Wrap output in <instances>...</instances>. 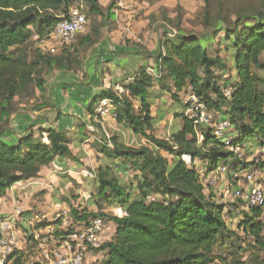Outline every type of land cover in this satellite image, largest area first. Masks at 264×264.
I'll list each match as a JSON object with an SVG mask.
<instances>
[{"label":"trees","instance_id":"16d2710c","mask_svg":"<svg viewBox=\"0 0 264 264\" xmlns=\"http://www.w3.org/2000/svg\"><path fill=\"white\" fill-rule=\"evenodd\" d=\"M74 2L0 0V198L18 182L37 177L42 168L52 165L57 158L74 159L66 135L53 129L30 130L13 143L4 140L16 112L17 99L26 98L22 102L29 106L32 87L45 93L43 69L73 70L69 56L72 48L59 55L39 50L31 61L28 49L35 36L38 43L49 38L62 13H67ZM210 2L205 0L206 9ZM85 3L90 16L105 19L98 0ZM107 12L106 19L112 20L115 17L112 7ZM237 19L230 27L225 17L211 19L207 11L206 27L223 23L210 40L179 30L175 36H168L154 55L157 76L150 75L148 67H142L129 83L121 84L119 94L110 90L101 95L100 99L114 101L118 123L127 124L135 135L152 144L128 147L113 137V149L104 141L96 147L108 165L98 170L95 187L107 204L119 208L111 220L116 232L102 248L108 253L105 264H213L218 260L214 253L216 245L230 238L224 209L212 195H207L196 161L206 162L208 173L220 163L228 169L227 175L238 172L240 167L247 168V163L236 159L224 142L213 135L211 127L203 125L195 129L185 113L177 115L183 118L182 130L175 131L169 139L157 138L154 131L159 120L152 116L151 109L160 95L151 91L158 87L161 94H170L174 102L180 101L181 94L192 93L203 100L208 110L229 118L239 141L248 144L249 151H252L249 142L264 147V78L256 73V69L264 71V10ZM93 30L99 37V31ZM219 32L233 41L235 51L238 81L227 87L232 89L230 99L217 83L219 71H224L227 65L210 53ZM95 45L87 36L79 48L91 50ZM142 54L152 58L149 52ZM135 100L140 103L138 109ZM131 173L132 180L125 182ZM151 196L156 200L149 203ZM71 214L75 224L97 218L88 209L81 212L71 209ZM55 225L60 226L61 221ZM239 229L264 250V206L245 215ZM10 264L39 263L31 262L28 253L17 251ZM256 264H264V260Z\"/></svg>","mask_w":264,"mask_h":264},{"label":"crops","instance_id":"0c3cea01","mask_svg":"<svg viewBox=\"0 0 264 264\" xmlns=\"http://www.w3.org/2000/svg\"><path fill=\"white\" fill-rule=\"evenodd\" d=\"M122 29L121 25L114 26L111 32L90 50L83 71L77 73L73 70L55 71L53 75L46 77L45 93L38 91L29 99V106L23 102L16 104V112L12 115L4 136L5 141L16 142L25 137L30 130L53 129L66 135L74 159L57 158L52 165L42 168L37 177L15 184L4 197L0 198V223L3 218L14 214L17 207H21L25 214L19 222V229L28 237L33 239L35 231L45 233L49 229H55L61 236L65 227L55 225L53 221L57 211L61 209L65 212L66 219H61V222L64 221L66 225L70 220L68 212L71 205H80L77 203L80 199L70 198L72 190L70 179L78 181V184L82 179L90 182L96 179L101 167L108 165V161L98 153L97 145L104 141L113 149L114 136L128 147L152 146L146 138L135 135L127 124L118 123L111 118L101 120L96 115V107L93 109V103L99 101L105 92L114 91L115 85L129 83L142 67L155 66V53L150 54L152 58H145L137 47L127 45L122 38L125 34L121 32ZM151 93L160 95L151 109L152 116L159 120L156 130L165 127L167 129L165 138L160 139H169L176 129H183L184 121L178 123L180 120L176 117L170 118L165 113L168 107L175 104L170 94H161L158 87H154ZM133 102L138 109L139 101ZM181 113H184L183 109L179 114ZM108 130L112 131V135ZM106 135L111 137L110 141L106 139ZM199 140L203 141L201 135ZM255 151L257 150L252 149L249 154ZM203 173L209 175L207 165ZM228 180L223 177L221 185L227 184ZM78 189L75 190L77 195ZM223 190L220 187L206 190V193H214L216 197L212 196L216 202L221 198ZM65 193L70 194V197L65 198L63 196ZM92 203L93 200L89 201L86 209L95 210L96 204ZM36 213H43L46 219L37 229H33L30 228V222ZM45 223L48 225L43 226ZM86 223L73 222L72 225L79 229ZM116 229L117 227L109 235H104L106 243L112 240ZM107 260L108 253L105 250L90 252L86 264H105ZM30 261L33 262L32 256Z\"/></svg>","mask_w":264,"mask_h":264},{"label":"rangeland","instance_id":"374dc122","mask_svg":"<svg viewBox=\"0 0 264 264\" xmlns=\"http://www.w3.org/2000/svg\"><path fill=\"white\" fill-rule=\"evenodd\" d=\"M99 5L103 8L105 12V19L100 16H90L88 14V8L85 0H75L74 4L70 7H79L86 13L89 20L88 32L80 36L72 47V51L69 54L71 57L73 71L76 73L83 71V66L87 60L88 53L90 50L86 47L79 48L82 46V41L85 37L90 36L92 40L100 42L102 38L105 37L107 33H110L112 28L123 26L122 35L123 41L127 45H132L138 48L141 53H156L157 50L162 46L165 39L172 33L178 34L179 30L187 33L197 35L206 40H210L214 35L216 29L223 24L221 21L217 22L215 26L206 27L205 25V14L208 11L210 18L215 19L218 16L225 17L227 19L228 26H234L235 22L238 20V16H245L249 14H254L256 12H261L264 10V0H211L208 8L206 9L205 0H98ZM112 7L115 17L111 19H106L108 12L107 10ZM69 12V10H68ZM67 12V13H68ZM67 13H62L60 18H62ZM118 21V22H117ZM117 22V23H116ZM97 29L100 33L99 37L94 33L93 29ZM38 37L35 36L32 44L28 49V57L31 61L34 59L37 51H41V44L38 43ZM210 53L212 56H218V58L227 65L224 71H219V79L217 81L218 86L226 89L231 83L238 81L237 79V69L235 66L234 58L235 51L233 48V41H228L225 38V34L219 32L218 35L213 40V45L210 46ZM264 62V55L262 57ZM219 69H217L218 71ZM56 70H49L44 68L41 78H46L54 74ZM256 73L264 78V71L256 69ZM38 90L32 87L29 90V98L34 96ZM189 94H181L179 102H175L172 107H168L165 111L170 118H177L178 123L183 120V118L177 115L184 111L185 106L187 107ZM23 99H17L15 103L25 101ZM99 101L93 103V109L97 106ZM156 102V99L154 100ZM184 106V107H183ZM167 129L161 127L155 131L157 138H165V133ZM176 131H179L176 129ZM109 134L112 135V131L108 130ZM234 138H238V133L234 132ZM114 137V136H113ZM170 138V137H169ZM248 140V139H247ZM240 142V141H238ZM150 145V143H149ZM248 146V144H247ZM249 146L257 150L255 153L249 154L247 150L244 156V163H247V168H239L238 176H242L246 173H256L259 175L262 173L264 175V147H259L254 142H249ZM249 147V148H250ZM251 149V150H252ZM94 158V157H93ZM95 160V159H93ZM259 164V167L257 166ZM206 162L198 159L196 161L197 169L201 172L202 182L205 184L207 182L208 174L203 173L205 170ZM231 166V165H229ZM221 164L218 163L217 166L210 171L211 175H220L218 173ZM234 174V171H231ZM133 178V173L125 178V182H130ZM222 178H219L218 188L224 189V184L221 185ZM226 180L232 179L231 175H226ZM241 182V179L238 180ZM95 180L78 181L70 179L72 185L71 197L70 194H63L65 198H71V200L80 199V205H71V209L74 211H84L86 210L89 201L93 200L92 204H96L95 210H89V212L95 213L97 217H105L110 219V224L105 230L104 235H109L114 231L116 225L111 220L116 217L119 208L107 204L104 198L98 194L95 187ZM232 187H239L237 181L231 182ZM80 187V189H78ZM76 189H78V195L76 194ZM209 191V190H208ZM207 192V191H206ZM209 195L216 197L214 193L208 192ZM207 194V195H208ZM225 202V203H224ZM218 205L222 206L224 209L223 217L227 223L228 230L230 231V238H226L224 244L221 241L215 247L214 253L217 257V261L213 264H234L238 261L244 264H256L264 260V250L257 247L256 242L252 237L244 234V232L239 229L240 224L244 220V216L250 214V212L245 213L244 216H238L236 214V209L240 207L228 201L222 195L221 198L216 201ZM71 209L68 212L69 223L65 225V222H61L64 226V233H67L72 229L73 231L77 228L74 227L73 216L71 214ZM94 218V217H91ZM96 218V217H95ZM66 219L65 217L60 218ZM35 242L31 237H27L22 241V249L24 252L32 256L36 253Z\"/></svg>","mask_w":264,"mask_h":264},{"label":"built area","instance_id":"2783aa9c","mask_svg":"<svg viewBox=\"0 0 264 264\" xmlns=\"http://www.w3.org/2000/svg\"><path fill=\"white\" fill-rule=\"evenodd\" d=\"M89 29V20L86 13L79 7H72L55 25L49 38L41 44V50L50 55H59L65 49L72 48L77 39L86 34ZM172 33L170 36H175ZM148 73L157 76L154 68H149ZM121 84L114 87V93L119 94ZM224 94L231 98L232 89L226 88ZM187 107L184 108L185 116L188 117L195 127L206 125L213 129V135L222 140L234 157L240 161L248 150L247 145L233 137L236 132L229 118H225L215 111L208 110L206 104L201 98L190 93ZM96 115L103 120L111 118L116 120V106L112 99L102 98L96 106ZM108 141L111 140L106 135ZM112 146V144H110ZM218 173L220 175H208L207 182L204 184L206 190L218 188L219 178L226 177L228 169L221 166ZM227 184L224 185L222 195L229 202L239 205L236 209L238 216H244L256 208L264 206V175L262 173H246L238 176V172L231 175ZM241 179V182L238 181ZM237 181L239 187H232L231 182ZM156 197H149L148 202H154ZM59 208V207H58ZM25 211L17 207L15 213L2 219L0 223V264H10L13 255L17 251H23L22 241L27 238V234L19 229V222L24 216ZM65 212L59 209L53 218L54 223L64 217ZM43 213H36L31 221V227L37 229L45 221ZM110 224V219L97 217L90 219L81 228L67 233L66 235H57L55 229H49L45 233L35 231L33 239L35 242V251L32 255V261L39 264H86L87 255L90 252L102 251L106 243L104 233Z\"/></svg>","mask_w":264,"mask_h":264}]
</instances>
